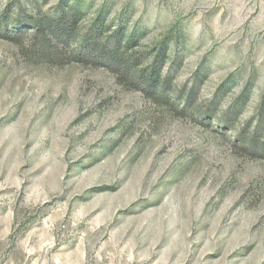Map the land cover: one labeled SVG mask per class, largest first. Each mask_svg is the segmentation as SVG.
<instances>
[{"label": "rangeland", "instance_id": "374dc122", "mask_svg": "<svg viewBox=\"0 0 264 264\" xmlns=\"http://www.w3.org/2000/svg\"><path fill=\"white\" fill-rule=\"evenodd\" d=\"M84 1L0 0V264H264V0Z\"/></svg>", "mask_w": 264, "mask_h": 264}, {"label": "trees", "instance_id": "16d2710c", "mask_svg": "<svg viewBox=\"0 0 264 264\" xmlns=\"http://www.w3.org/2000/svg\"><path fill=\"white\" fill-rule=\"evenodd\" d=\"M56 6L58 12H56V14L52 16L53 18H51L49 22H47V24H45L43 19H38L34 23L33 33L40 34L45 28L52 29L53 34L55 35L56 33V35H58V39H61L63 37L68 40L70 39L71 43L74 44V46L76 47L77 52L82 50L85 51V49L88 48L87 46H89L91 47L90 54L101 53V48L98 51L95 48L99 45L97 44L96 40H98L99 37L105 35L109 31V26L105 25V16L102 13V10L100 9L96 12L90 26L81 33L75 30V28L77 27V24L81 21V18L87 13V3L84 0H58ZM69 24L72 25V28L69 27ZM63 25L65 26V29L62 30L60 28H63ZM71 33L73 34L70 35ZM112 34L113 37H109V41L111 42L108 43L111 48H113V51H116L115 49L119 47L117 49V52L123 47L126 50V48L132 46L131 44L134 43L136 37L135 31L126 34V32L121 27H118L116 30H114ZM167 51L168 50L166 47H159V52L156 53L155 57L153 58L154 61L151 64V68L159 64L161 66L163 60L166 57ZM145 83H147V85H150V82L148 81ZM151 85H153L152 82ZM243 94H245V91L243 92Z\"/></svg>", "mask_w": 264, "mask_h": 264}]
</instances>
